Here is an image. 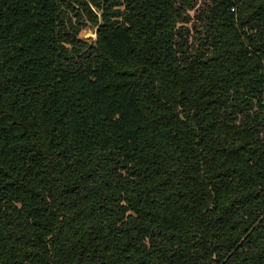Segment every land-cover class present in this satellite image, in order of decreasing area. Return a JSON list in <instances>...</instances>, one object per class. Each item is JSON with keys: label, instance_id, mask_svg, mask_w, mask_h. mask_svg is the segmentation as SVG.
Instances as JSON below:
<instances>
[{"label": "trees", "instance_id": "obj_1", "mask_svg": "<svg viewBox=\"0 0 264 264\" xmlns=\"http://www.w3.org/2000/svg\"><path fill=\"white\" fill-rule=\"evenodd\" d=\"M0 264H264V0H0Z\"/></svg>", "mask_w": 264, "mask_h": 264}, {"label": "rangeland", "instance_id": "obj_2", "mask_svg": "<svg viewBox=\"0 0 264 264\" xmlns=\"http://www.w3.org/2000/svg\"><path fill=\"white\" fill-rule=\"evenodd\" d=\"M98 14L100 16V12H98ZM83 37L86 38L88 41L95 39L96 38V26H93V25L87 26L83 34Z\"/></svg>", "mask_w": 264, "mask_h": 264}]
</instances>
